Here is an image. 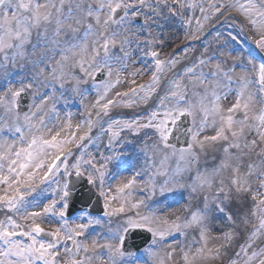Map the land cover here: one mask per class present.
Listing matches in <instances>:
<instances>
[{"label":"snow or ice","instance_id":"obj_1","mask_svg":"<svg viewBox=\"0 0 264 264\" xmlns=\"http://www.w3.org/2000/svg\"><path fill=\"white\" fill-rule=\"evenodd\" d=\"M0 264H264V0H0Z\"/></svg>","mask_w":264,"mask_h":264},{"label":"rangeland","instance_id":"obj_2","mask_svg":"<svg viewBox=\"0 0 264 264\" xmlns=\"http://www.w3.org/2000/svg\"><path fill=\"white\" fill-rule=\"evenodd\" d=\"M199 13L197 12V15H198ZM173 20V19H172ZM175 20V19H174ZM215 21V20H214ZM175 22L176 23H179V21L178 20H175ZM226 23L223 25V27L225 28V34H226V32L227 31H232L233 32V34H237V33H239V26L234 22V21H232V20H228V21H225ZM165 23H167V22H165V20H163V19H159L157 22H156V24L158 25V26H154L153 27V30H155V32H159V33H161V29H163L164 28V26H165ZM230 23V24H229ZM168 24H170V22L168 21ZM228 24V25H227ZM227 25V26H226ZM231 25V27H229ZM226 26V27H225ZM179 28H181V29H183L184 30V27H183V25H181L180 24V27ZM222 31V30H221ZM179 34V33H178ZM178 34H175V35H173L172 37H169V36H167V39L166 40H164V38L161 36L160 38L164 41V46H163V48H160V51L164 54V52H165V49H166V47L168 46V45H170L174 40H176V38L178 37ZM248 35H250V33H248L247 32V30H245V32L244 33H242V34H240L239 35V37H238V40H239V44L237 45V50H239L240 48H245V49H251V48H254V45L252 44V42L251 41H249L248 39H246V37L248 36ZM206 41L207 42H210V43H212V45H213V47H215V41H214V34L212 35V36H210V37H207L206 38ZM188 46H190L191 47V44H190V42H189V44H188ZM182 50H183V48L182 49H180V52H177L176 54L177 55H180L181 53H182ZM201 51L203 50L202 48L200 49ZM233 54H235V53H233ZM136 67H140V65L139 64H137L136 65ZM125 88L127 87V85H125L124 86ZM118 90H123V88H120V89H118ZM94 95H88L87 96V99L85 100V101H83V103H89L90 101L89 100H94ZM75 103H79V105L76 107V108H73L74 107V104ZM60 108H61V112H62V114L63 113H65V112H71V113H73L74 114V117H73V122H76V121H74L75 120V117H77V114L78 113H82L83 111H84V109H83V105H82V103H81V98L80 97H74V96H72V95H69L68 97H67V104H65L63 101L61 102V104H60ZM130 113V112H129ZM138 147L139 146H135V149L133 150V152H136L135 154L134 153H132L131 154V152H130V150L129 149H125V151H124V156L127 158L126 159V162L125 163H123V164H121L120 165V169H119V175L121 176V177H128V176H131L132 175V170H131V168H132V164H133V159H132V157L134 156V155H139L138 153ZM132 149V148H131ZM141 159H142V157H141ZM112 171H116V169H111ZM111 183H115V181H111ZM180 198V194L178 193V194H175V196H169V200L171 201L172 199H179ZM107 221V218H105V222ZM47 226V225H46ZM102 226H105V224L104 225H102ZM219 226V224L217 225V227ZM103 229H98V228H96V226H93L92 228H90L89 229V235L90 236H94V235H96V233H101V234H103ZM219 233L218 232H216V231H213V235H218ZM180 240V239H182L181 237H179V236H175L174 238H171V239H169V240H167L166 241V243H165V245H162V247H166L167 246V244H169V243H173V240ZM143 259H147V257H143ZM176 259H179L178 257H176Z\"/></svg>","mask_w":264,"mask_h":264},{"label":"water","instance_id":"obj_3","mask_svg":"<svg viewBox=\"0 0 264 264\" xmlns=\"http://www.w3.org/2000/svg\"><path fill=\"white\" fill-rule=\"evenodd\" d=\"M185 139L184 135H180L179 140H176L175 137H173V142L177 143V145H180ZM82 201H80V204H78V207H81L83 204H81ZM131 236V238H134V240L131 243L125 244L127 248L130 250H138L142 248L144 245H146L150 240V234L143 233V232H135L130 233L127 237V239Z\"/></svg>","mask_w":264,"mask_h":264},{"label":"bare ground","instance_id":"obj_4","mask_svg":"<svg viewBox=\"0 0 264 264\" xmlns=\"http://www.w3.org/2000/svg\"><path fill=\"white\" fill-rule=\"evenodd\" d=\"M225 24V23H224ZM223 24V25H224ZM230 24V23H229ZM223 25L219 28V30H222L223 32L225 31V28L223 27ZM228 25V24H227ZM226 25V26H227ZM225 26V27H226ZM164 30L161 32L162 34H166V35H169L170 37L171 36H173V35H175V33L177 34L178 33V27L177 26H175V20L173 19V20H171V22H170V24H165V26H164V28H163ZM127 112L129 113L130 112V110H127ZM130 150V152L131 151H133L132 149H129ZM132 153H136V152H131V154ZM139 154V153H138ZM176 194H178V193H176ZM107 222V221H106ZM106 222H105V226H106ZM214 223V225L215 226H217L218 224H219V221H215V222H213ZM105 226H96V228H98V229H103L104 230V227ZM213 234V233H212Z\"/></svg>","mask_w":264,"mask_h":264}]
</instances>
